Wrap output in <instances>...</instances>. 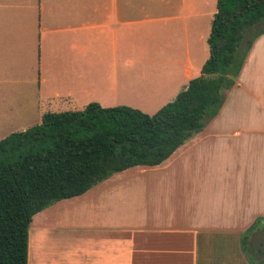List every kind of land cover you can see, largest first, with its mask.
<instances>
[{"label":"crops","instance_id":"1","mask_svg":"<svg viewBox=\"0 0 264 264\" xmlns=\"http://www.w3.org/2000/svg\"><path fill=\"white\" fill-rule=\"evenodd\" d=\"M172 11L165 0L0 4V55L16 39L12 50L19 41L23 71H32L36 59L37 90L50 110L44 114L96 103L152 115L207 60L202 53L198 63L189 57L181 22L190 19L189 6ZM258 54L259 68H250ZM224 97L218 115L167 160L116 173L83 194L74 207L83 211L84 228L69 244L83 261L60 260L61 238L60 248L55 243L67 213L50 210L31 220L29 264H46L50 254L53 264H250L236 238L264 220V35ZM251 104L256 111L245 113ZM220 236L234 237L237 247H220Z\"/></svg>","mask_w":264,"mask_h":264},{"label":"trees","instance_id":"2","mask_svg":"<svg viewBox=\"0 0 264 264\" xmlns=\"http://www.w3.org/2000/svg\"><path fill=\"white\" fill-rule=\"evenodd\" d=\"M262 35L264 0H216L200 75L156 113L90 103L78 111L46 113L40 125L1 139L0 264H27L36 214L116 173L157 166L201 132L218 115L225 91ZM256 230L264 231L261 218L247 232ZM247 242L248 236L246 251Z\"/></svg>","mask_w":264,"mask_h":264},{"label":"rangeland","instance_id":"3","mask_svg":"<svg viewBox=\"0 0 264 264\" xmlns=\"http://www.w3.org/2000/svg\"><path fill=\"white\" fill-rule=\"evenodd\" d=\"M26 0H0V4H15L18 5L20 3L24 4ZM32 3H35L36 0H31ZM155 3V0H152ZM160 3V1L156 2ZM165 4L173 7L172 15H178V9L181 7L190 8V19L187 21L182 20V26L187 25V47L190 51L189 57L192 63H198L196 61L197 57L203 54L204 60H206L209 56V48L207 45V39L209 37L210 31V21L212 18V14L215 12L216 0H165ZM176 9V10H175ZM182 44L185 43L184 33L181 32ZM174 36V34H173ZM176 39L173 37V40ZM16 39L9 44V48L5 47L4 54L0 60V140L10 133H16L20 131H24L33 126L41 124V115L45 112H49V108H47V104L43 101L41 97L43 94L39 95L37 90L38 80H39V70H38V62L36 59L34 62L30 61L32 66V71H23L25 66L27 65V60H25L20 55V43H17V50L14 52L12 50V46H16ZM178 42V41H177ZM173 41V45H174ZM179 44V43H178ZM183 48V45H182ZM31 58V57H30ZM199 59V58H198ZM26 61V62H25ZM259 54L257 55L254 65L250 66L259 68ZM10 66V68H8ZM35 66V68H34ZM226 92V91H225ZM226 96V95H225ZM149 111V110H148ZM251 111H256L251 105L247 107L245 113H250ZM250 117V115H248ZM209 123V122H208ZM259 124V123H258ZM207 125V124H206ZM264 126V123H262ZM136 168H130L127 171L135 170ZM83 196L75 197L72 199H66L62 201H58L53 203L51 206L36 214L33 219L42 218L43 214H47L46 212H52L54 214L67 213V220L63 223L64 229L57 235L56 239H59V242L56 244H61L60 238L62 240L61 247L65 252L60 256V260L65 263H76L78 261H83L81 255H77L75 252H71L72 240L74 239V235L78 233L79 227L84 228L85 222L83 221L82 210H76V204L78 202L83 201ZM75 206V207H74ZM73 208L76 210H73ZM51 213V212H50ZM56 219V218H55ZM252 225V224H251ZM40 227V225H36ZM57 226V225H56ZM250 227V226H249ZM36 228V227H35ZM52 228V227H51ZM48 228L49 230L51 229ZM53 231H58L59 227L57 226L55 229L52 228ZM248 230V228H247ZM30 232L31 227L29 229V241H28V255L30 248ZM249 234V235H248ZM247 251L246 247L244 249L245 256L247 258V262L250 264H264V231H254L252 234L247 231L244 233H237V239H241L244 241V238H247ZM220 242V247L224 245L226 241H230L229 244H234L237 247V241L235 242L234 237H218L216 241ZM60 248V245L57 246ZM56 250V249H55ZM258 250L261 251L260 254ZM45 251H50L45 248ZM202 253L201 255H203ZM250 254V255H249ZM49 255V254H48ZM47 255V256H48ZM213 255V254H211ZM45 255L43 254V257ZM225 254L220 253V257L224 258ZM253 256V257H252ZM50 260L48 258H44V262L46 264H53V257L50 254ZM219 262H222L221 260ZM255 262V263H254ZM28 264H29V256H28ZM200 264H204L201 260Z\"/></svg>","mask_w":264,"mask_h":264}]
</instances>
